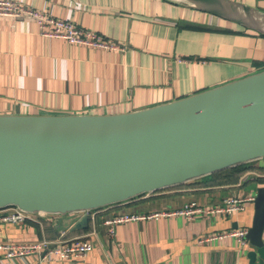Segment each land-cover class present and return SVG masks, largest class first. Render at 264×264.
<instances>
[{
	"label": "crops",
	"instance_id": "obj_1",
	"mask_svg": "<svg viewBox=\"0 0 264 264\" xmlns=\"http://www.w3.org/2000/svg\"><path fill=\"white\" fill-rule=\"evenodd\" d=\"M13 1L98 33L124 50L70 45L41 36L27 18L1 17L0 115L130 113L264 70L263 34L167 0ZM232 1L264 14V0ZM248 165L254 169L235 186L185 188L198 179L91 211L94 219L87 217L88 223L78 228L85 217L81 213L49 215L15 225L0 222V244H54L63 236L93 245L84 258L66 261L7 258L0 250V264H251L249 244L244 247L234 237L212 242L203 238L248 229L253 204L224 218L168 215L123 223L112 234L105 224L122 214L171 212L189 203L205 208L230 195H255L245 187L252 182L264 186L257 181L264 174L256 170L264 168V159ZM253 264H260L258 256Z\"/></svg>",
	"mask_w": 264,
	"mask_h": 264
},
{
	"label": "water",
	"instance_id": "obj_2",
	"mask_svg": "<svg viewBox=\"0 0 264 264\" xmlns=\"http://www.w3.org/2000/svg\"><path fill=\"white\" fill-rule=\"evenodd\" d=\"M167 1L264 35V14L235 1ZM261 159L264 70L130 113L0 115V210L90 212ZM263 236L264 186L246 235L251 264L264 263Z\"/></svg>",
	"mask_w": 264,
	"mask_h": 264
},
{
	"label": "built area",
	"instance_id": "obj_3",
	"mask_svg": "<svg viewBox=\"0 0 264 264\" xmlns=\"http://www.w3.org/2000/svg\"><path fill=\"white\" fill-rule=\"evenodd\" d=\"M27 18L35 23L41 36L45 38L60 39L70 45L84 46L96 50L114 52L123 51L124 48L115 42L105 38L98 33L81 29L68 20L53 18L39 10L29 8L13 0H0V18ZM255 195L240 196L230 195L225 197L217 205H210L205 208L196 203L186 204L183 208L171 212H160L152 214H122L105 222L108 231L112 234L114 228L123 223L136 222L148 219H155L160 216H183L193 219L197 216L212 218L229 217L231 215L244 212L249 205L253 204ZM84 216L94 219L95 213L83 212ZM45 216L29 214L17 208H8L2 211L0 222L8 224H21L27 221H38ZM248 229L238 228L221 232L214 235H207L203 238L204 242L218 241L227 237L237 238L239 243L246 247L249 242L246 239ZM0 250L5 252L7 258L15 256L37 257L40 261H66L84 258L93 250V245L89 240H66L61 236L57 242L49 243L46 241L31 244L15 245L12 243L0 244Z\"/></svg>",
	"mask_w": 264,
	"mask_h": 264
},
{
	"label": "trees",
	"instance_id": "obj_4",
	"mask_svg": "<svg viewBox=\"0 0 264 264\" xmlns=\"http://www.w3.org/2000/svg\"><path fill=\"white\" fill-rule=\"evenodd\" d=\"M253 169L254 168L249 167L248 164L236 166L221 172L214 173L210 176L201 178L197 182L195 181L189 183L188 185H185V188L190 186V188H200V190H207V189L235 186L239 183V179L242 175ZM256 170L264 174V168L256 169ZM257 181L260 184H264V178H259L257 179ZM89 228H90V224L87 230Z\"/></svg>",
	"mask_w": 264,
	"mask_h": 264
},
{
	"label": "rangeland",
	"instance_id": "obj_5",
	"mask_svg": "<svg viewBox=\"0 0 264 264\" xmlns=\"http://www.w3.org/2000/svg\"><path fill=\"white\" fill-rule=\"evenodd\" d=\"M259 187L257 186V184H255V183H249L246 187H245V191L246 192H252V193H256V191H257V189H258ZM221 195L222 196H224L225 194L224 193H221Z\"/></svg>",
	"mask_w": 264,
	"mask_h": 264
}]
</instances>
